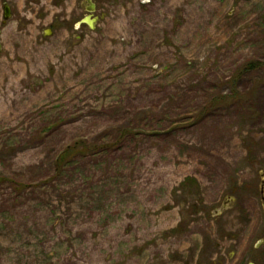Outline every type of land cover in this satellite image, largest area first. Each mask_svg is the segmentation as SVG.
Wrapping results in <instances>:
<instances>
[{"label": "rangeland", "instance_id": "obj_1", "mask_svg": "<svg viewBox=\"0 0 264 264\" xmlns=\"http://www.w3.org/2000/svg\"><path fill=\"white\" fill-rule=\"evenodd\" d=\"M102 7L3 29L0 264H264V0Z\"/></svg>", "mask_w": 264, "mask_h": 264}, {"label": "flooded vegetation", "instance_id": "obj_2", "mask_svg": "<svg viewBox=\"0 0 264 264\" xmlns=\"http://www.w3.org/2000/svg\"><path fill=\"white\" fill-rule=\"evenodd\" d=\"M110 1L111 0H75V2L79 4L80 11L83 12L79 24H83V26H87L90 29L89 25L82 21L83 18L89 16L88 19L92 21L95 26L97 20L102 17L101 12L97 15V11L99 9L104 10L102 6ZM64 2L69 3V0H0V37L3 35V29L11 20L23 22L24 26H29L32 25V21L36 19L37 24H45L40 34H44L45 32L52 33L53 27H57V21L62 19V15H56L55 18L52 17L48 24L46 23L48 18L46 13L47 8H54V11L62 12ZM1 47L2 44L0 40V48ZM262 193L264 196V183L261 185L260 194ZM260 240L262 244L260 246H264V236ZM259 247L254 251H261Z\"/></svg>", "mask_w": 264, "mask_h": 264}, {"label": "trees", "instance_id": "obj_3", "mask_svg": "<svg viewBox=\"0 0 264 264\" xmlns=\"http://www.w3.org/2000/svg\"><path fill=\"white\" fill-rule=\"evenodd\" d=\"M263 62L259 61H248L242 64L236 72H238V76L245 70H256L263 67Z\"/></svg>", "mask_w": 264, "mask_h": 264}, {"label": "water", "instance_id": "obj_4", "mask_svg": "<svg viewBox=\"0 0 264 264\" xmlns=\"http://www.w3.org/2000/svg\"><path fill=\"white\" fill-rule=\"evenodd\" d=\"M88 17L89 16H87L86 18H83L82 19V21H84V22H86L88 25H89V27L91 28V29H93L94 28V23L92 22V21H90L89 19H88ZM50 33H47V32H45L44 33V35H49ZM261 199L264 201V196H263V193L261 194Z\"/></svg>", "mask_w": 264, "mask_h": 264}]
</instances>
